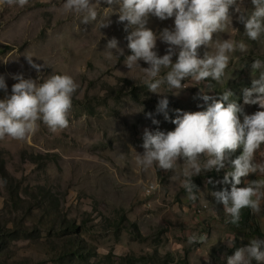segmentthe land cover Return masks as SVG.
Segmentation results:
<instances>
[{"label":"rangeland","instance_id":"1","mask_svg":"<svg viewBox=\"0 0 264 264\" xmlns=\"http://www.w3.org/2000/svg\"><path fill=\"white\" fill-rule=\"evenodd\" d=\"M52 3L57 7L45 0H29L25 7H0V76L5 78L8 95L17 82L12 74L20 72L32 79L68 74L79 84L67 128L52 132L40 123L38 131L23 140L0 139V264H227L236 238L247 232L257 234L250 210L249 219L241 215L238 225L230 224L222 203L212 195L230 190L231 184L223 183V178L238 149L224 168L192 177L199 191L196 200H189L181 186L183 159L177 161L175 171L142 170L135 162V151L143 152L146 128L172 131L177 109L205 108L201 93L219 100L230 91L225 106L235 101L248 115L264 110L243 103V90L259 78L252 64L264 60V37L248 40L234 13L231 26L238 30L234 38L247 43L249 50L233 55L222 81L185 80L182 84L188 86L178 94L167 92L166 87L160 89L163 94H155L143 85V72L129 71L124 65L132 54L126 39L132 29L125 31L126 22L119 23L115 12L101 4V17L110 15L111 24L97 30L94 24H80L64 14L61 0ZM245 6L253 9L250 0H245ZM147 26L159 34L172 28L174 19L150 17ZM232 31L229 27L214 34L209 49L198 50L199 57L214 52L215 42L227 39ZM113 37L124 50L118 59L104 51ZM166 49L157 39L158 55L166 54ZM27 55L48 67L37 73L28 65ZM138 63L148 67L142 60ZM164 97L169 101L167 120L156 111ZM4 98L0 90V99ZM261 152L264 143L256 151L262 163ZM193 207L197 215L204 213L199 219ZM228 234L234 236L231 246L226 245ZM193 235L198 239L189 243ZM209 238L212 244L206 246Z\"/></svg>","mask_w":264,"mask_h":264},{"label":"clouds","instance_id":"2","mask_svg":"<svg viewBox=\"0 0 264 264\" xmlns=\"http://www.w3.org/2000/svg\"><path fill=\"white\" fill-rule=\"evenodd\" d=\"M45 2L57 7L52 0ZM250 3L252 10L245 6V0H61L64 14L74 16L80 24H94L97 30L111 24L110 15L101 17V4L118 15L119 23L126 22L125 31L132 29L126 37L127 48L132 54L126 56L124 65L129 71L139 69L143 72V85L155 94H163L162 87H166L167 92L176 90L178 94L188 86L182 84L185 80L199 83L211 78L221 82L233 55L249 50L247 43L234 38L238 30L231 26L233 14L243 24L248 40L257 41L264 37V0H250ZM28 4L29 0H0V7H25ZM150 17L160 21L173 18L174 26L157 34L147 26ZM229 27L233 29L231 35L216 41L214 52L209 54L206 51L200 58L198 50L202 46L209 49L214 34ZM157 39L167 45L166 54L162 56L155 50ZM104 51L116 59L124 55L115 37L107 40ZM25 58L37 73L48 67L45 62L34 63L31 55ZM141 60L148 67L142 68L138 63ZM252 69L259 72V78L252 80L251 88L243 90V103L264 109V60L255 59ZM11 78L17 82L11 86L8 95L5 78L0 76V90L5 93V98L0 99V139L23 140L35 134L40 123L52 132L69 126L73 96L79 88L71 75L51 74L47 78L38 76L32 79L25 78L20 72L12 74ZM231 95L230 91H224L217 100L201 93L200 99L207 105L205 110L186 112L177 109L175 119L171 120L174 130L164 132L146 128L142 137L143 152L135 151V162L142 170L175 171L177 161L183 159L181 186L189 200H196L199 191L192 177L212 169L219 171L231 154L242 148V153L230 161L231 170L223 178V183L231 184L230 190L212 193L216 201L222 203L227 222L238 225L243 209L259 214L264 208V162H254L256 151L264 143V110L248 115L235 101L225 106L223 102L229 101ZM168 103L166 97L161 98L156 108L165 120L169 119ZM146 115L151 117L152 114ZM152 123L158 124V121L152 119ZM260 155L264 156V152ZM249 174H257L259 178L246 181L244 187H237ZM227 238L231 246L234 236L228 234ZM197 239L195 235L190 236L189 243ZM253 261L264 264V240L253 238L247 246L237 248L227 257V264H252Z\"/></svg>","mask_w":264,"mask_h":264},{"label":"crops","instance_id":"3","mask_svg":"<svg viewBox=\"0 0 264 264\" xmlns=\"http://www.w3.org/2000/svg\"><path fill=\"white\" fill-rule=\"evenodd\" d=\"M205 108L201 109L200 111L205 110ZM240 118H241V122H242L243 117L241 116ZM241 153H242V148H238L237 153L234 154V157L232 159H235ZM258 155L259 154H257V153H255V155H254V162L255 163H261L260 162L261 161L260 157ZM258 178H259V176L257 174H249L247 177L242 178L240 187L246 186V181H253V180H256ZM194 207H193V212H194V215H195L196 213H195ZM203 207L205 208V212H206L207 208L205 206H203ZM251 216H252V219H254L256 221L255 224L257 225V234L258 235L255 234V233L247 232L246 235L242 236L241 238H236L235 241L233 239L232 241H234V244L231 242L232 246H233L232 249L233 248L237 249V248H240V247L247 246L249 244L250 240L253 239V238L264 240V208H262V211L259 214L251 213ZM197 217H198V219L200 218L199 216H197ZM197 224H198V226L202 225V221L201 220H197ZM212 240H213L212 238H209V240L207 241L206 246L211 245L212 244V242H211ZM226 245H229V240H227V244ZM235 250H234V252H235Z\"/></svg>","mask_w":264,"mask_h":264},{"label":"trees","instance_id":"4","mask_svg":"<svg viewBox=\"0 0 264 264\" xmlns=\"http://www.w3.org/2000/svg\"><path fill=\"white\" fill-rule=\"evenodd\" d=\"M241 215L244 218V220L249 219V217H250L249 209H247V208L243 209L241 212Z\"/></svg>","mask_w":264,"mask_h":264},{"label":"built area","instance_id":"5","mask_svg":"<svg viewBox=\"0 0 264 264\" xmlns=\"http://www.w3.org/2000/svg\"><path fill=\"white\" fill-rule=\"evenodd\" d=\"M203 215V214H202ZM202 215H196V216H199V217H201Z\"/></svg>","mask_w":264,"mask_h":264}]
</instances>
